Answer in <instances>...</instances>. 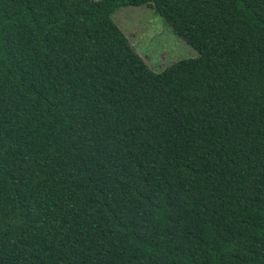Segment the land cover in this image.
Returning <instances> with one entry per match:
<instances>
[{
	"label": "trees",
	"instance_id": "obj_1",
	"mask_svg": "<svg viewBox=\"0 0 264 264\" xmlns=\"http://www.w3.org/2000/svg\"><path fill=\"white\" fill-rule=\"evenodd\" d=\"M0 264H264V0H0Z\"/></svg>",
	"mask_w": 264,
	"mask_h": 264
},
{
	"label": "rangeland",
	"instance_id": "obj_2",
	"mask_svg": "<svg viewBox=\"0 0 264 264\" xmlns=\"http://www.w3.org/2000/svg\"><path fill=\"white\" fill-rule=\"evenodd\" d=\"M216 1L234 5V0ZM114 18L134 48L156 71L177 60L196 57L199 54L197 49L164 21L153 6L124 7L115 13Z\"/></svg>",
	"mask_w": 264,
	"mask_h": 264
}]
</instances>
